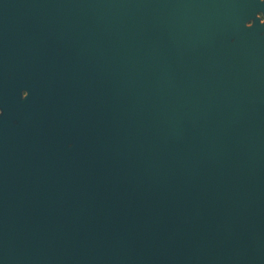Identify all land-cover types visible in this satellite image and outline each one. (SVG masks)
Returning a JSON list of instances; mask_svg holds the SVG:
<instances>
[{
    "label": "water",
    "instance_id": "water-1",
    "mask_svg": "<svg viewBox=\"0 0 264 264\" xmlns=\"http://www.w3.org/2000/svg\"><path fill=\"white\" fill-rule=\"evenodd\" d=\"M246 1L167 34L148 9L8 10L27 29H0V264H264V22L243 23Z\"/></svg>",
    "mask_w": 264,
    "mask_h": 264
},
{
    "label": "flooded vegetation",
    "instance_id": "flooded-vegetation-1",
    "mask_svg": "<svg viewBox=\"0 0 264 264\" xmlns=\"http://www.w3.org/2000/svg\"><path fill=\"white\" fill-rule=\"evenodd\" d=\"M258 5L252 6V13L246 14L243 17V23L245 25H250L257 21L259 24H263L264 22V0H256ZM53 7V8H61L64 12L68 13V21H73V13L72 9L76 8H113V9H132L133 11L138 9H148L151 17L150 21L153 24L160 25L155 28L157 33L167 34L168 24L173 22L176 23H193L196 22L192 20L194 17H199V14H202L203 8H207L209 10H214L215 15L221 21V23L227 22V20H233L236 16L231 12L232 9L236 7H240L246 9L248 4L246 0H40L36 5L33 4V1L29 0H0V29L8 30L9 35L11 37H20L22 38L24 34H26V26L20 32H13V23L8 22V13L9 9L14 8H28V7ZM227 12V13H226ZM58 13V12H57ZM7 15V16H6ZM190 15L192 18H189ZM183 18L179 20V17ZM175 17V18H174ZM43 22L42 20H40ZM88 23H96L98 22L94 17H88ZM100 23H106V19H100ZM205 32L207 31L208 20H205ZM102 28V27H101ZM92 34L91 27L89 28ZM159 31H158V30ZM12 30V31H11ZM188 35L191 34V31L186 29ZM260 33H262V29L260 28ZM101 36L103 31L100 30L99 33ZM20 35V36H18ZM9 36V37H10ZM235 36H230V39H233ZM89 40H92L91 38ZM60 48V45L58 46ZM26 90L24 88L21 89V95H24Z\"/></svg>",
    "mask_w": 264,
    "mask_h": 264
}]
</instances>
